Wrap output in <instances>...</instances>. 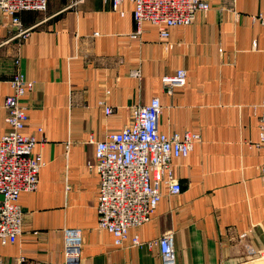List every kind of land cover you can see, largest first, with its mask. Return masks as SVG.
Returning a JSON list of instances; mask_svg holds the SVG:
<instances>
[{"label":"crops","instance_id":"0c3cea01","mask_svg":"<svg viewBox=\"0 0 264 264\" xmlns=\"http://www.w3.org/2000/svg\"><path fill=\"white\" fill-rule=\"evenodd\" d=\"M202 1L209 10L167 39L136 23L128 1L114 9L111 0H48L45 13H21L20 28L0 13V139L11 82L22 78L33 85L20 99L22 135L37 139L43 161L36 189L19 195L22 235L0 245L1 264H62L64 229L81 231L80 264H161L151 243L168 233L175 264H239L264 253V0ZM178 70L186 85L169 95L161 79ZM153 98L160 132L199 141L172 162L181 192L163 189L151 220L118 247L97 230L99 179L87 163L95 142Z\"/></svg>","mask_w":264,"mask_h":264},{"label":"built area","instance_id":"2783aa9c","mask_svg":"<svg viewBox=\"0 0 264 264\" xmlns=\"http://www.w3.org/2000/svg\"><path fill=\"white\" fill-rule=\"evenodd\" d=\"M128 1L133 7L136 23L154 25L160 38L167 39L169 30L194 22L198 14L209 10L202 0H111L114 9ZM48 0H0V13L10 20V27L20 28L19 15L24 12L45 13ZM27 30H19L24 36ZM164 91L171 95L186 85V72L178 70L161 79ZM13 94L5 99V123L8 131L0 139V245L14 244L22 235L24 213L18 205L22 192L34 191L43 167L40 154L34 149L35 137L22 135L28 121L27 109L21 104L25 89L32 83L22 78L11 82ZM159 99L153 98L143 107L129 110L127 123L117 133L108 134L95 142L94 159L88 169L98 176L96 201L97 230L112 235L114 245L122 246L130 229L148 223L161 201L163 189L168 196L181 192L173 175L172 162L185 158L199 141L194 133L166 135L158 129L161 112ZM259 118L257 143L263 157L264 171V102ZM109 115L111 109L104 106ZM62 264H80L82 234L80 230L64 229ZM137 244V239H134ZM157 246L161 264H175L172 235L169 233L151 243ZM15 264H32L19 257ZM39 264V263H36Z\"/></svg>","mask_w":264,"mask_h":264},{"label":"rangeland","instance_id":"374dc122","mask_svg":"<svg viewBox=\"0 0 264 264\" xmlns=\"http://www.w3.org/2000/svg\"><path fill=\"white\" fill-rule=\"evenodd\" d=\"M239 264H264V253L250 255L248 259H246L244 262Z\"/></svg>","mask_w":264,"mask_h":264}]
</instances>
